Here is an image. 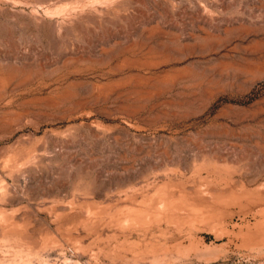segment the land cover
Wrapping results in <instances>:
<instances>
[{
	"label": "rangeland",
	"instance_id": "374dc122",
	"mask_svg": "<svg viewBox=\"0 0 264 264\" xmlns=\"http://www.w3.org/2000/svg\"><path fill=\"white\" fill-rule=\"evenodd\" d=\"M0 264H264V0H0Z\"/></svg>",
	"mask_w": 264,
	"mask_h": 264
}]
</instances>
